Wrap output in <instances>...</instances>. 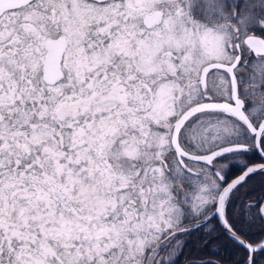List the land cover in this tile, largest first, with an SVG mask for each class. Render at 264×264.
Returning a JSON list of instances; mask_svg holds the SVG:
<instances>
[{
    "label": "snow or ice",
    "instance_id": "6c2138e0",
    "mask_svg": "<svg viewBox=\"0 0 264 264\" xmlns=\"http://www.w3.org/2000/svg\"><path fill=\"white\" fill-rule=\"evenodd\" d=\"M257 174L264 0H0V264H264Z\"/></svg>",
    "mask_w": 264,
    "mask_h": 264
},
{
    "label": "trees",
    "instance_id": "16d2710c",
    "mask_svg": "<svg viewBox=\"0 0 264 264\" xmlns=\"http://www.w3.org/2000/svg\"><path fill=\"white\" fill-rule=\"evenodd\" d=\"M254 158L259 159V157ZM260 197H264V177L257 174L241 190V199L251 201ZM213 224H215V221H213ZM203 238V233L193 232L191 234L188 243L184 247V255L181 257L180 264H188L189 261L199 259L232 261V245L225 236L221 235L208 247L201 246ZM253 239L257 241L264 239V234L258 231ZM216 246H219V251L212 250Z\"/></svg>",
    "mask_w": 264,
    "mask_h": 264
},
{
    "label": "flooded vegetation",
    "instance_id": "af4514ba",
    "mask_svg": "<svg viewBox=\"0 0 264 264\" xmlns=\"http://www.w3.org/2000/svg\"><path fill=\"white\" fill-rule=\"evenodd\" d=\"M244 258V253L242 251L237 250L232 246V260L235 259H243Z\"/></svg>",
    "mask_w": 264,
    "mask_h": 264
}]
</instances>
